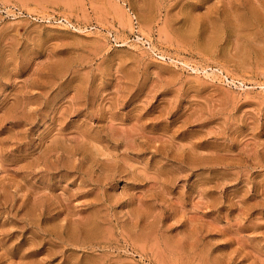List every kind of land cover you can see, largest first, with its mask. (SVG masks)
I'll use <instances>...</instances> for the list:
<instances>
[{
  "label": "rangeland",
  "instance_id": "obj_1",
  "mask_svg": "<svg viewBox=\"0 0 264 264\" xmlns=\"http://www.w3.org/2000/svg\"><path fill=\"white\" fill-rule=\"evenodd\" d=\"M0 264H264V0H0Z\"/></svg>",
  "mask_w": 264,
  "mask_h": 264
}]
</instances>
